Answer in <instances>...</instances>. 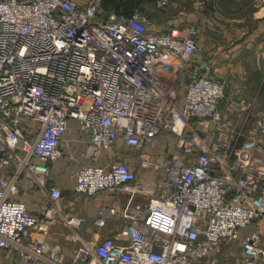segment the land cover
I'll use <instances>...</instances> for the list:
<instances>
[{"label": "built area", "instance_id": "1", "mask_svg": "<svg viewBox=\"0 0 264 264\" xmlns=\"http://www.w3.org/2000/svg\"><path fill=\"white\" fill-rule=\"evenodd\" d=\"M199 51L196 23L157 30L141 10L108 12L101 0H0V249L20 264H67L49 246L59 214L82 239L84 218L63 213L51 183L75 120L92 163L76 169L74 191L118 197L94 222L123 225L83 239L71 264H197L233 242L242 264L263 263L264 115L249 129L226 119L227 85L192 68ZM169 136L178 149L165 157L153 149ZM124 144L162 176L139 174L118 156ZM36 186L43 216L21 198Z\"/></svg>", "mask_w": 264, "mask_h": 264}, {"label": "crops", "instance_id": "2", "mask_svg": "<svg viewBox=\"0 0 264 264\" xmlns=\"http://www.w3.org/2000/svg\"><path fill=\"white\" fill-rule=\"evenodd\" d=\"M189 1L191 5L195 2ZM221 1L229 15L217 19L212 24L208 23L207 12L200 6L201 2L193 8L190 6L191 10H188L183 4L185 0H172L169 7L154 16H148L157 30H167L172 24H197L200 51L197 60L192 63V68L201 72L204 67L210 66L213 76L225 81L227 93L220 101L221 112L233 124L249 129L256 117L264 115V0ZM183 94L184 89L180 88L181 98ZM72 121L62 145L66 153L51 167V183L58 185L63 191V213L84 218L79 228L82 239L74 237L73 229L65 223L61 214L51 227L49 246L58 245L66 255L67 264L72 263L73 249L81 244L83 239H97L102 235L114 234L123 225L120 218H110L103 227L96 226L94 222L103 204L110 203L118 207L121 205L118 197L107 191L91 196L74 191L76 169L81 165L91 164L92 161L85 157L86 144L78 130L77 122ZM74 151L77 153V159L70 156ZM81 151L82 159L79 158ZM118 156L128 159L143 176H162L161 172L157 174L142 166L138 153L128 150L126 144L121 147ZM21 198L35 214L43 216L47 196L40 187L23 190ZM232 254L240 260V254L237 255L234 251ZM228 255L230 256V253ZM0 264H20L19 252L0 249Z\"/></svg>", "mask_w": 264, "mask_h": 264}, {"label": "rangeland", "instance_id": "3", "mask_svg": "<svg viewBox=\"0 0 264 264\" xmlns=\"http://www.w3.org/2000/svg\"><path fill=\"white\" fill-rule=\"evenodd\" d=\"M188 1L189 0H185V2H183L184 6H186L188 10H191L189 9L190 6L193 8L195 7V4L197 5L201 2L200 6L207 12L206 18L208 16V23H215L217 19L225 18L229 15L221 0H195L192 5L189 3L190 1ZM72 122L73 121H71V124ZM160 142L163 143L160 144ZM168 148H170L169 151H166ZM176 148L178 149L177 139L169 136L164 137L162 140L159 139V145L155 146L153 150H155V152L162 151L165 157H169L171 156L170 150ZM79 158L82 159V151L79 152ZM232 251L239 255L241 251V244L239 242L223 244L216 253L211 254L205 260L203 259L199 264H242L238 256L235 257V255L232 254ZM228 253H230V256ZM261 264H264V262Z\"/></svg>", "mask_w": 264, "mask_h": 264}, {"label": "trees", "instance_id": "4", "mask_svg": "<svg viewBox=\"0 0 264 264\" xmlns=\"http://www.w3.org/2000/svg\"><path fill=\"white\" fill-rule=\"evenodd\" d=\"M105 11H119L133 14L136 10H141L149 16L158 14L157 0H101Z\"/></svg>", "mask_w": 264, "mask_h": 264}]
</instances>
